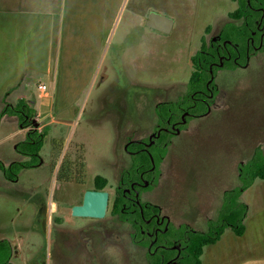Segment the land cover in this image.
Segmentation results:
<instances>
[{
	"label": "rangeland",
	"instance_id": "1",
	"mask_svg": "<svg viewBox=\"0 0 264 264\" xmlns=\"http://www.w3.org/2000/svg\"><path fill=\"white\" fill-rule=\"evenodd\" d=\"M234 2L0 0V7L12 8L0 13V160L31 164L16 167L12 179L0 168V238H22L29 260L42 256L38 264H93L95 251L101 264H144L145 251L126 233L120 243L105 242L104 222L72 218L70 205L80 201V190L95 186L97 176L117 184L121 162L138 158L124 151L126 141L153 130L156 101L184 88L191 57ZM152 10L175 19L170 33L147 26ZM172 82L177 87L166 91ZM217 82L220 105L173 137L165 176L142 196L174 208L175 221L184 217L203 229L217 216L224 190L239 183L240 167L264 149V53L248 67L220 70ZM20 99L47 131L40 159L18 151L25 135L18 116L1 115L6 103ZM82 155L85 183L57 180L61 171L80 176ZM242 200L249 204L245 233L225 229L205 247L203 264H264V179L257 178ZM109 222L127 231V223Z\"/></svg>",
	"mask_w": 264,
	"mask_h": 264
},
{
	"label": "flooded vegetation",
	"instance_id": "2",
	"mask_svg": "<svg viewBox=\"0 0 264 264\" xmlns=\"http://www.w3.org/2000/svg\"><path fill=\"white\" fill-rule=\"evenodd\" d=\"M234 1L235 7L228 11L227 16L218 19L217 32L211 35L210 39L202 40L199 50H203L204 55L199 56L198 62L204 66L203 82L193 83L192 81L196 68L192 56L190 59L192 72L184 88L173 86V82L167 84L164 88L166 91L173 92V88L177 87L175 97L170 96L169 99L156 101L153 109V114L156 117L153 130L148 129L146 133L128 138L126 141L124 151L128 155L138 156V158L134 160L131 157L130 161L123 160L121 162L124 164V169L121 176H117L116 185L110 186V179L106 178L103 188L98 187L96 180L95 186L90 188L109 191L106 214L102 217L90 216L94 221L104 222L101 227L105 242L120 243L126 233L128 240L130 239L132 243L145 251L144 264H194L191 260V251L194 246L193 235L209 230L211 221L220 214L225 192L240 185L243 170L247 162L254 156L240 167L239 183L224 190L219 212L217 216L207 219L206 229L199 227V224L194 226L184 217L177 222L173 218L174 208H167L161 203L142 198L144 192L151 187L158 186L160 177L165 176L163 168L165 164L168 165L165 160L167 157L169 158L173 137L185 130L190 131L188 123L191 119L210 114L214 107L220 105V102L215 105L216 98L222 93L221 86L217 82L218 72L224 69L234 70L238 67H248L254 57L259 58V54L264 53V0H246L245 3L241 0ZM158 97L161 98L160 95ZM31 121L35 128H39L35 116L31 118ZM27 132L28 130L25 131L24 138ZM258 149L263 148H257L256 152ZM61 173L65 174L63 171ZM76 176L78 179L59 180L57 178V180L61 183L71 182L80 185L85 183V179L79 178V175ZM87 190L89 189L80 190V201L70 205L72 218L76 216L72 214L73 206L83 203ZM68 207L66 206V208ZM66 212L67 210L64 208L62 214L66 215ZM43 213H47L46 208ZM112 219L127 223V231L114 228L112 222H109ZM66 221L68 222L67 219L64 222ZM76 225L79 228L85 227V223L77 222ZM18 239L12 241L7 237L0 238V264H38L42 256L29 260L23 250L24 240ZM198 248L196 246L197 250ZM94 257L96 259L90 263L101 264L97 251L94 252Z\"/></svg>",
	"mask_w": 264,
	"mask_h": 264
},
{
	"label": "trees",
	"instance_id": "3",
	"mask_svg": "<svg viewBox=\"0 0 264 264\" xmlns=\"http://www.w3.org/2000/svg\"><path fill=\"white\" fill-rule=\"evenodd\" d=\"M241 1L243 3L247 2L246 0ZM202 55H204V51L199 50L193 56L196 66L192 77L193 83L203 82V77L205 76L204 66L200 65L198 62L200 59L199 56ZM35 112L36 110L31 109L29 102L27 103L25 99H20L17 104L6 103L1 115H16L19 118L20 126L22 128H27L28 126L33 125L31 118L35 116ZM46 133V130L35 128L33 125V127L28 130L26 137L18 142V151L27 156L38 157L40 159V151L43 145V138ZM77 161L80 163L79 166L81 171V176H79V178L81 177L84 179L86 167L85 157L83 155L79 156ZM29 164L30 163L27 160H15L7 165L5 162L0 160V168L4 171L8 179H12L14 176L18 175L19 169L16 171V167H26L29 166ZM257 178L264 179L263 149H258L254 156L247 162L241 176L240 185L225 192L220 214L216 219L211 221L209 230L205 233H195L193 235L192 242L194 246L191 251V260H193L194 264H203L202 256L204 254L205 247L217 242L221 238L225 229L228 227L234 229L237 235H243L245 233V219L248 213L249 205L246 201L242 200V194L244 190L251 186ZM73 179H78V176L75 177L67 173H61L59 176V180ZM96 181L98 183V187L101 188H103L106 184V178L103 176H97ZM196 246L199 247L198 250L196 249Z\"/></svg>",
	"mask_w": 264,
	"mask_h": 264
},
{
	"label": "water",
	"instance_id": "4",
	"mask_svg": "<svg viewBox=\"0 0 264 264\" xmlns=\"http://www.w3.org/2000/svg\"><path fill=\"white\" fill-rule=\"evenodd\" d=\"M147 26L165 33H170L174 27L175 19L165 13L152 10L149 12ZM109 203V191L89 189L85 192L82 204L73 206L75 215L102 217L106 214Z\"/></svg>",
	"mask_w": 264,
	"mask_h": 264
},
{
	"label": "crops",
	"instance_id": "5",
	"mask_svg": "<svg viewBox=\"0 0 264 264\" xmlns=\"http://www.w3.org/2000/svg\"><path fill=\"white\" fill-rule=\"evenodd\" d=\"M11 10H12V8H10L9 5H3L0 7V13H1V11H6L9 14L11 12ZM22 130L25 133V130L24 129H22Z\"/></svg>",
	"mask_w": 264,
	"mask_h": 264
},
{
	"label": "built area",
	"instance_id": "6",
	"mask_svg": "<svg viewBox=\"0 0 264 264\" xmlns=\"http://www.w3.org/2000/svg\"><path fill=\"white\" fill-rule=\"evenodd\" d=\"M40 88H41L42 91H45L48 87H47V85L44 83V84H41V85H40Z\"/></svg>",
	"mask_w": 264,
	"mask_h": 264
}]
</instances>
